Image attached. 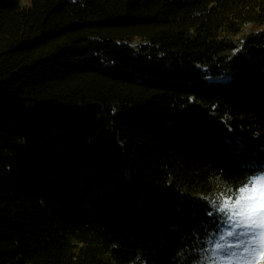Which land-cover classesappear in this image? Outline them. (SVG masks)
I'll list each match as a JSON object with an SVG mask.
<instances>
[{
    "label": "trees",
    "instance_id": "16d2710c",
    "mask_svg": "<svg viewBox=\"0 0 264 264\" xmlns=\"http://www.w3.org/2000/svg\"><path fill=\"white\" fill-rule=\"evenodd\" d=\"M21 1L0 0V264H179L264 170V0Z\"/></svg>",
    "mask_w": 264,
    "mask_h": 264
},
{
    "label": "snow or ice",
    "instance_id": "6c2138e0",
    "mask_svg": "<svg viewBox=\"0 0 264 264\" xmlns=\"http://www.w3.org/2000/svg\"><path fill=\"white\" fill-rule=\"evenodd\" d=\"M231 196L232 200L230 203L234 210L233 215L247 217L249 223L243 225L245 228L244 232L234 231L232 226L229 225L228 236L232 240L240 241L248 256H252L258 250V244L264 246V170L250 177L238 190L231 191ZM224 207L228 208L229 204L226 203ZM257 220L260 223H257ZM256 228H260L261 231H255ZM249 235L252 236L251 242L248 241ZM226 240L227 237L221 233L213 248L209 250L210 255L207 259L210 260L212 255L217 254L231 255L236 256V264H242V261L246 260L247 257H240L237 253L230 251L222 243ZM212 264H215V261H212Z\"/></svg>",
    "mask_w": 264,
    "mask_h": 264
},
{
    "label": "rangeland",
    "instance_id": "374dc122",
    "mask_svg": "<svg viewBox=\"0 0 264 264\" xmlns=\"http://www.w3.org/2000/svg\"><path fill=\"white\" fill-rule=\"evenodd\" d=\"M30 5L29 0H22L20 2L21 8H27ZM264 29L263 27H253V26H246L243 30V34L250 33L252 31H256L257 29ZM239 38H242L240 36ZM139 42L136 41L133 45L138 44ZM221 80H227V78L223 77ZM216 205V212L219 215V229L210 237L209 240L200 247L195 248V251L192 255H182L179 260V264H188L190 261L192 264H212V261H215V264H236V256L231 255H223L217 254L212 255L211 259H207L210 255V249L213 248L215 241L219 238L221 233H223L227 240L222 242L230 251L237 253L240 257H247L246 260L242 261V264H264V246L257 245L258 250L252 256H248L244 247L241 246L240 241L232 240L230 236H228L229 225L232 226V230L244 232L245 228L243 225H247L249 223V219L247 217L233 215V208L231 207V200L232 198H226L222 194L219 197L214 198ZM228 203L229 207L225 208L224 205ZM239 222V223H237ZM257 223H260L257 220ZM255 231H261L260 228H256ZM259 239V238H258ZM252 236H248V241L251 242ZM200 245V244H199Z\"/></svg>",
    "mask_w": 264,
    "mask_h": 264
}]
</instances>
